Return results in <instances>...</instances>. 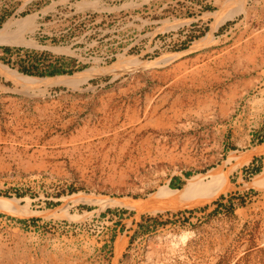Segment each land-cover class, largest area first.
<instances>
[{"label": "rangeland", "instance_id": "rangeland-1", "mask_svg": "<svg viewBox=\"0 0 264 264\" xmlns=\"http://www.w3.org/2000/svg\"><path fill=\"white\" fill-rule=\"evenodd\" d=\"M1 29L0 264H264L239 131L264 124V0H0ZM172 178L193 203L153 211Z\"/></svg>", "mask_w": 264, "mask_h": 264}, {"label": "bare ground", "instance_id": "bare-ground-1", "mask_svg": "<svg viewBox=\"0 0 264 264\" xmlns=\"http://www.w3.org/2000/svg\"><path fill=\"white\" fill-rule=\"evenodd\" d=\"M23 21H24V19H23ZM24 22H26V21H24ZM21 25H19V27H21ZM25 26H26V24H25ZM9 28H10V26H9ZM10 37H12V36L9 35V29H1L0 30V43H6V42H14L15 43V42L20 41L17 38L12 39ZM52 82L61 83V82H66V81H65V78L58 77V78H55ZM78 195H80V193L75 194L73 196H78ZM79 198H82V199L87 200L89 202H92L94 204H98L101 207H104L106 205H108V206L109 205H122V206H126V207H129L132 209H137V210H140V208H141L139 206V204L135 203V201H130V200L127 201V200H124L121 198L117 199V198L101 197L99 195H84V194H82L81 197H79ZM79 198H76V199H79ZM7 200H6V198L4 199V198L0 197V206H3L4 203L9 202ZM164 200H165L166 204L153 208V211L157 212V211H160L162 209L172 207V206H176V207H180V208L189 207L193 203V201L186 198V195H185L183 189L177 190V189H172L171 187L167 188V190L164 191Z\"/></svg>", "mask_w": 264, "mask_h": 264}, {"label": "crops", "instance_id": "crops-1", "mask_svg": "<svg viewBox=\"0 0 264 264\" xmlns=\"http://www.w3.org/2000/svg\"><path fill=\"white\" fill-rule=\"evenodd\" d=\"M213 2H221L222 0H210ZM236 85H238L237 87V93H240L243 89H242V84H241V80H235ZM249 91V90H248ZM246 93V92H245ZM244 93V94H245ZM243 94V95H244ZM264 124H260L258 126V128H254V129H250V127L247 124L242 125V127L239 128L240 134L242 135V141L243 143L248 146V147H252L253 145H256L257 142H259L260 144L258 145L259 149L261 150L264 147ZM225 127V126H224ZM226 127L228 128L229 126L226 125ZM224 129H227V128ZM228 133L226 132V134L224 135V140H223V145L225 147V151L228 152V142L229 140L232 139V137H228ZM249 151V149H246L245 151H243L242 153H245ZM262 160V159H261ZM190 177V176H189ZM188 177V178H189ZM176 179L177 178H172L171 181L175 186H178L179 184L176 183ZM179 179V178H178ZM187 179V178H186Z\"/></svg>", "mask_w": 264, "mask_h": 264}, {"label": "trees", "instance_id": "trees-1", "mask_svg": "<svg viewBox=\"0 0 264 264\" xmlns=\"http://www.w3.org/2000/svg\"><path fill=\"white\" fill-rule=\"evenodd\" d=\"M4 51H8V48H4ZM1 59H6L4 56L1 57ZM66 63H63L62 65L57 66L54 63H45L43 64V68H38L36 64L33 63V61L29 62V66H20V70L22 72L28 73V74H35L38 76H52L56 74H61L64 72H68L66 68ZM171 188H181L179 186H175L173 183H170L168 185Z\"/></svg>", "mask_w": 264, "mask_h": 264}]
</instances>
